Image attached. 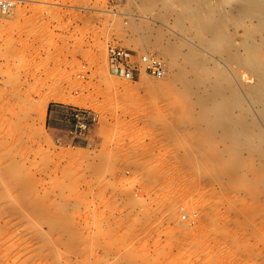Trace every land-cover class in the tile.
I'll list each match as a JSON object with an SVG mask.
<instances>
[{"label":"rangeland","instance_id":"rangeland-1","mask_svg":"<svg viewBox=\"0 0 264 264\" xmlns=\"http://www.w3.org/2000/svg\"><path fill=\"white\" fill-rule=\"evenodd\" d=\"M3 1L13 6L0 11V264H264L258 178L247 167L229 181L233 167L210 162L222 143L209 142L196 89L181 90L188 49L220 60L204 53L212 36L197 29L196 2ZM251 13L218 33L264 60ZM108 44L133 61L166 44L175 67L121 80L106 70ZM210 67L200 77L213 80ZM72 109L95 114L83 136L69 132Z\"/></svg>","mask_w":264,"mask_h":264},{"label":"bare ground","instance_id":"bare-ground-1","mask_svg":"<svg viewBox=\"0 0 264 264\" xmlns=\"http://www.w3.org/2000/svg\"><path fill=\"white\" fill-rule=\"evenodd\" d=\"M194 1L196 2L194 12L198 15L197 29L205 30L212 36L210 46L214 50L204 53L210 56L211 53L218 54L220 60L215 63L211 60V62L203 57L202 52L197 53L188 49L182 54L183 63L177 68L182 78L181 90L185 91L191 87L196 89L193 94L194 105L198 108L199 121L207 128L209 142L222 143V148L209 152L210 162L215 165L229 164L233 167L225 174L229 181L237 172L248 167L256 174L255 178H258L259 187L264 192V181H261V177L264 178V60L259 57L260 51L257 49L259 46L253 47L252 42L251 45L240 40L238 47L231 38L223 37L218 33L221 24L226 21L240 24L242 18L240 14L246 12L256 14L260 26L264 25V9L255 0H220L211 6L201 0ZM179 23L181 22L178 21L177 25L182 29ZM236 40L239 41L238 38ZM161 47L160 57L163 63L173 70L175 63L172 60L171 46L165 44ZM206 67L212 68L214 79L211 81H209L210 76L200 77ZM187 74H190L191 78H188ZM243 81L252 82V85L243 88L241 83ZM170 86L173 87L172 84ZM126 180L127 184L131 185L134 177L129 176ZM46 241L49 242L47 239Z\"/></svg>","mask_w":264,"mask_h":264},{"label":"built area","instance_id":"built-area-1","mask_svg":"<svg viewBox=\"0 0 264 264\" xmlns=\"http://www.w3.org/2000/svg\"><path fill=\"white\" fill-rule=\"evenodd\" d=\"M13 6L12 1L0 2V11L6 12ZM106 70L109 75L133 83L141 74L155 79L164 78L166 68L162 59L152 53H144L133 61L127 58L125 49L116 44H108L105 48ZM70 134L83 136L89 126L95 122V114L88 110L72 109L68 113Z\"/></svg>","mask_w":264,"mask_h":264}]
</instances>
